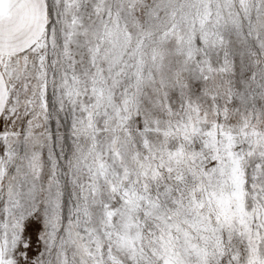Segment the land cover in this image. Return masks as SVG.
Listing matches in <instances>:
<instances>
[{"label":"snow or ice","instance_id":"1","mask_svg":"<svg viewBox=\"0 0 264 264\" xmlns=\"http://www.w3.org/2000/svg\"><path fill=\"white\" fill-rule=\"evenodd\" d=\"M0 264H264V0H0Z\"/></svg>","mask_w":264,"mask_h":264}]
</instances>
